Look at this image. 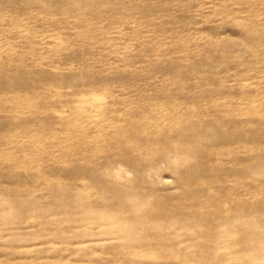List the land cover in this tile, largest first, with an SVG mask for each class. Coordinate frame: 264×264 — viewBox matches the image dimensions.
<instances>
[{
  "label": "rangeland",
  "instance_id": "obj_1",
  "mask_svg": "<svg viewBox=\"0 0 264 264\" xmlns=\"http://www.w3.org/2000/svg\"><path fill=\"white\" fill-rule=\"evenodd\" d=\"M0 264H264V0H0Z\"/></svg>",
  "mask_w": 264,
  "mask_h": 264
}]
</instances>
